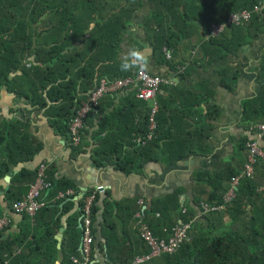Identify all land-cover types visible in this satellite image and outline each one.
<instances>
[{
  "label": "crops",
  "instance_id": "0c3cea01",
  "mask_svg": "<svg viewBox=\"0 0 264 264\" xmlns=\"http://www.w3.org/2000/svg\"><path fill=\"white\" fill-rule=\"evenodd\" d=\"M108 1L114 8L120 2ZM188 1L189 12H213V16L220 12L225 18L224 13L233 10L232 6L239 11L250 0ZM56 6L53 3L33 27L41 31L62 25L55 14ZM143 7L134 13L122 35L120 57L131 48L144 51L149 56L146 70L161 76L165 83L154 101L138 100L137 86L106 95L97 112L87 119L79 145L71 142L69 130L61 131L51 123L55 112L65 113V105H51V110L55 107L52 116L46 115L47 109L36 110L26 99L19 100L13 88L18 90L20 85L2 89L0 123L15 118L19 111H29L19 138L23 146L28 143L39 149L29 158L20 153L17 163L10 164L5 172L0 170V217L7 215L11 220L0 232V264H71L72 257L81 258L84 198L102 185L105 191L98 194L92 210L95 241L91 264H126L147 253L151 248L141 228L144 224L151 227L161 218L164 228H172L183 222L182 214H188L193 224L202 221L207 229L202 204L214 203L229 189L231 175L243 169L249 152L242 143L255 140L264 147V135L255 130L264 124L260 114L264 103V22L253 19L213 36V27L228 17L213 23L209 35H205L204 23L191 18L192 26L183 32L185 39L173 49L164 48L163 58L154 53L150 39L153 32L148 18L155 3L145 14ZM136 43L140 47H135ZM33 59L28 58L30 63ZM136 70H131L132 75ZM20 75L17 72L11 78ZM94 89L80 90L77 97L85 103ZM153 107L162 124L159 133L157 130L158 145L149 149L147 157L137 159V169L125 170L120 163L128 154L135 157L136 137L130 138L129 129L116 128L117 120H113L112 126L118 131L114 137L121 138L109 145L103 139L112 126L102 132L101 125L106 121L109 125L112 114L120 110L125 114L118 120L121 129L125 123L133 128ZM215 109L218 116L213 119ZM154 138L156 135L139 143L146 146ZM4 153H0L2 161L6 159ZM41 162H46L52 182L42 191L44 206L33 217L15 213L13 202L26 194ZM260 165H256L258 181ZM215 212L223 215L218 229L231 222L226 211ZM194 229L190 232L199 235L198 224ZM157 236L166 237L167 233Z\"/></svg>",
  "mask_w": 264,
  "mask_h": 264
},
{
  "label": "trees",
  "instance_id": "16d2710c",
  "mask_svg": "<svg viewBox=\"0 0 264 264\" xmlns=\"http://www.w3.org/2000/svg\"><path fill=\"white\" fill-rule=\"evenodd\" d=\"M63 1L0 0V93L5 86L10 88L11 84L20 85L18 90L13 88L19 100L26 99L36 110L47 109L45 114L50 116L55 108L51 110V105H65V113L58 114L55 109L54 119L51 120L61 131L69 130L71 118L83 104L82 99L77 97L78 91L89 92L102 78L114 80L132 75V71L122 72L119 67L122 35L127 31L134 13L144 6L142 0H123L117 3L116 8L108 0ZM261 1L264 0L246 1L239 11L251 10ZM53 3L57 5L55 14L59 16L62 25L41 31L35 29L33 25L50 10L48 8L52 9ZM232 7L233 10L224 13V18L219 15L220 12L214 16L213 12L197 15L189 12L188 0H155V8L148 18L153 32L150 39L154 44V53L165 58L164 48L173 49L180 43L179 40L185 39L183 32L192 26L189 23L191 18L204 23L205 35H209L213 23H219L237 12L235 6ZM260 20L264 22V19ZM92 24L94 27L90 29ZM34 36L37 42H34ZM48 38L52 42H48ZM32 56L34 59L28 66V58ZM17 72L21 75L12 79L11 76ZM149 112L144 116L143 122L138 121L133 128L125 123L121 129L118 120L125 114L120 110L112 114L108 120L109 125L107 121L101 125L104 132L113 125V120H117L116 128L119 127L122 131L129 129V133H132L130 138L136 137L133 141L137 150L135 157L128 154L121 160L120 164L125 170L137 169L140 166L137 159L147 157L149 149L158 145L157 131L156 138L148 145L141 146L142 143H139L148 134ZM29 114V111L22 110L15 118L4 119L0 123V153L6 154L4 161L0 159V170L3 172L9 169L10 164L18 162L20 158L17 156L20 153L29 158L39 149L38 145L33 147L28 143L23 146L19 138L28 123ZM127 114L129 113H126V117ZM260 114L264 118V103ZM217 116L218 111L215 109L211 117L214 119ZM156 122L159 133L162 124L158 114ZM116 131L115 126H112L106 132L103 142L111 145L119 140L121 135L114 137ZM247 142L248 140L242 143L243 149L247 150ZM259 170L261 179H242L236 188V197L221 210L231 217L228 225L218 229L223 215L215 211L209 212L204 216L208 228L205 229L202 221H196L191 229L198 224L200 234L193 235L190 230V238L175 254L164 253L139 264H264V197L257 192V184L264 180V166L260 165ZM234 175H231L229 181ZM224 193L213 204L223 203ZM191 218L188 214L181 215L183 222H189ZM163 222L161 218L154 222L155 225H151L156 235H164ZM146 252L142 255L150 254L151 250ZM136 258L133 259L134 262L132 260L126 264H138Z\"/></svg>",
  "mask_w": 264,
  "mask_h": 264
},
{
  "label": "built area",
  "instance_id": "2783aa9c",
  "mask_svg": "<svg viewBox=\"0 0 264 264\" xmlns=\"http://www.w3.org/2000/svg\"><path fill=\"white\" fill-rule=\"evenodd\" d=\"M254 17H260L264 19V1L254 6L251 10H241L233 12L229 15L227 20L217 26L213 27V36H218L226 27L230 26H241L250 23ZM168 58H171V53L166 51ZM103 85L98 86V88L93 91L88 101L83 103L74 116L69 122V133L71 136V142L75 145H79L82 142V132L86 126V120L91 112L99 107L100 99L108 93L115 92L121 89H126L128 87L137 86L138 94L137 97L141 100H154L156 95L160 92L161 86L164 83V79L157 75H152L146 69H137L135 76L128 77L125 79H118L116 81L110 82L107 79H103ZM156 107L150 113L149 116V133L146 140H152L154 137V131L156 130ZM258 131L259 136L264 135V124L259 125L255 128ZM247 148L249 156L247 162L245 163L243 169L232 176L230 180V187L224 194V202L221 204H202V213L207 214L210 211L221 210L224 208L225 204H228L236 197V188L240 184L242 179L250 178L254 179L256 176V165L258 163L264 166V147L257 143L255 140H250L247 143ZM52 182L48 177L47 164L46 162H41L36 171V176L33 182L30 183L26 194L13 202L12 208L15 213L28 214L29 216H34L39 209L44 206V201L42 200V191L51 187ZM105 191V186H99L95 191L88 194L84 198L81 228V258L72 257V262L74 264H91L92 261V246L95 241V236L92 230L93 219L91 213L93 210L94 200L98 197L100 192ZM257 191L264 197V181H262L257 186ZM65 195V194H62ZM10 218L7 215L0 217V232L8 226L10 223ZM191 222L180 223L173 226L171 229L165 228V231L169 233V237L158 238L151 227L144 224L141 228L142 237L150 244L152 248V253L148 255H142L137 257V263L144 262L155 256H161L164 253L174 252L187 237V231L191 228ZM10 264V263H6Z\"/></svg>",
  "mask_w": 264,
  "mask_h": 264
},
{
  "label": "rangeland",
  "instance_id": "374dc122",
  "mask_svg": "<svg viewBox=\"0 0 264 264\" xmlns=\"http://www.w3.org/2000/svg\"><path fill=\"white\" fill-rule=\"evenodd\" d=\"M153 0H146V3L144 4V7H143V13L145 14V13H147V10L149 9V8H152V6H153V4L155 3V0L152 2ZM120 2H123V0H120ZM143 13L141 14V15H138V17H142V15H143ZM152 15V12H150V15H149V18H150V16ZM29 64H30V62L29 61H27V65L29 66ZM137 71V70H136ZM147 71V70H146ZM150 73V72H149ZM135 74H136V72L132 75V76H135ZM150 74H152V73H150ZM152 75H154V74H152ZM132 76H129V77H132ZM158 76V75H157ZM161 77V76H160ZM125 78H128V77H124V78H116V79H114V80H110V79H108V78H102V79H100L99 80V83H98V85H97V87L94 89V91L98 88V86H99V84L100 85H103V83H104V80L103 79H107L108 81H110V82H113V81H116V80H118V79H125ZM164 83H165V80H164ZM163 83V84H164ZM162 87V86H161ZM129 88V87H128ZM127 89V88H126ZM119 91V90H118ZM116 92V91H115ZM112 93H114V92H111V93H108V94H105L101 99H100V101H99V106H100V104H101V102L103 101V99L105 98V97H107L106 95H109V94H112ZM137 94H138V90H137ZM90 96V95H89ZM157 96V95H156ZM136 97H137V95H136ZM138 98V97H137ZM156 98V97H155ZM89 99V98H88ZM88 99H87V101H88ZM139 99V98H138ZM141 100V99H140ZM155 100V99H154ZM154 100H148V101H154ZM143 101H145V100H143ZM86 102V101H85ZM154 108V107H153ZM153 108H151L150 109V113H151V111L153 110ZM96 109H98V108H96ZM95 109V110H96ZM95 110H93V112L95 111ZM93 112H91L90 114H89V116L93 113ZM156 114H157V112H156ZM88 116V117H89ZM150 116V115H149ZM88 119V118H87ZM155 119H156V116H155ZM156 124H157V122H156ZM149 126H150V124H149ZM157 128H158V126L156 127V130L154 131V136H155V133H156V131H157ZM148 133H149V130H148ZM148 135V134H147ZM147 137V136H146ZM146 139V138H145ZM140 141H143V140H140ZM250 140H248V142H249ZM247 142V143H248ZM247 143H246V147H247ZM247 150H248V148H247ZM247 162V161H246ZM245 165V164H244ZM263 165V164H262ZM257 173V172H256ZM255 178H256V176H255ZM254 178V179H255ZM246 179V178H245ZM262 181H264V180H262ZM262 181H260V182H262ZM227 192V191H226ZM225 192V193H226ZM258 192V191H257ZM262 196V195H261ZM263 197V196H262ZM207 203V202H206ZM209 203V202H208ZM210 204H213V203H210ZM93 206V205H92ZM222 209H224V208H222ZM221 209V210H222ZM221 210H215V211H221ZM210 212H213V211H210ZM204 215H206V214H203V216ZM93 216V214L91 213V217ZM189 222H191V224H193V222H192V220H190ZM181 223H186V222H181ZM180 224V223H179ZM165 228H168V227H165ZM165 228H164V232H166L167 233V236L166 237H159V236H157L155 233V235L158 237V238H168L169 237V233L167 232V231H165ZM191 228H192V225H191ZM191 228L190 229H188V231H187V237L184 239V241L181 243V245L174 251V252H172V253H169V252H167V253H165V254H175L181 247H182V245L189 239V237H190V230H191ZM168 229H171V228H168ZM92 230H93V227H92ZM147 242V241H146ZM149 247L151 248V246H150V244H149ZM151 253H152V248H151ZM150 253V254H151ZM144 255H148V254H144ZM139 256H142V255H139ZM162 256V255H161ZM138 257V256H137ZM155 257H159V256H155ZM153 258V257H152ZM136 263H137V258H136ZM145 262V261H144ZM144 262H141V263H144ZM139 264V263H138Z\"/></svg>",
  "mask_w": 264,
  "mask_h": 264
},
{
  "label": "clouds",
  "instance_id": "9594fccd",
  "mask_svg": "<svg viewBox=\"0 0 264 264\" xmlns=\"http://www.w3.org/2000/svg\"><path fill=\"white\" fill-rule=\"evenodd\" d=\"M149 63V56L142 50L131 48L120 57L119 67L122 72L133 69L144 70Z\"/></svg>",
  "mask_w": 264,
  "mask_h": 264
},
{
  "label": "water",
  "instance_id": "95a60500",
  "mask_svg": "<svg viewBox=\"0 0 264 264\" xmlns=\"http://www.w3.org/2000/svg\"><path fill=\"white\" fill-rule=\"evenodd\" d=\"M135 47H140L138 43L135 44ZM11 171L8 172V174H10Z\"/></svg>",
  "mask_w": 264,
  "mask_h": 264
}]
</instances>
